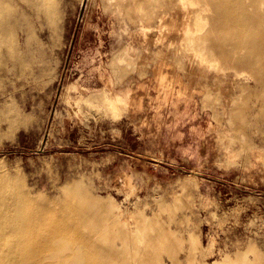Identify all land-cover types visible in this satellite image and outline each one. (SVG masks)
Wrapping results in <instances>:
<instances>
[{
  "label": "rangeland",
  "instance_id": "1",
  "mask_svg": "<svg viewBox=\"0 0 264 264\" xmlns=\"http://www.w3.org/2000/svg\"><path fill=\"white\" fill-rule=\"evenodd\" d=\"M50 3L53 22L28 11L27 46L12 32L28 64L0 66V169L51 210L83 203L81 186L153 264L264 258V61L227 49L217 1Z\"/></svg>",
  "mask_w": 264,
  "mask_h": 264
},
{
  "label": "bare ground",
  "instance_id": "2",
  "mask_svg": "<svg viewBox=\"0 0 264 264\" xmlns=\"http://www.w3.org/2000/svg\"><path fill=\"white\" fill-rule=\"evenodd\" d=\"M216 1L218 16L215 24L224 27L237 42L227 49L233 51L245 46L264 61V22L259 18L264 17V9L256 8L254 0L248 5L250 10L243 0ZM15 4L19 8L11 12V6ZM28 11L41 15L50 23L56 9L50 0H0V66L10 62L20 70L28 64L29 50L18 49L12 34L16 24L19 25L20 31L27 35L25 45L28 44L32 34L27 27H21L31 22ZM236 24L243 25V29H236ZM245 30L258 32L263 40L248 37ZM228 38H220L217 46L222 48ZM251 58L249 52L241 60L251 66L256 62ZM257 80L264 81V75L254 77V81ZM260 100L264 108V98ZM4 113L13 119H21L11 107ZM75 191H80L83 203L64 207L62 211L51 210L30 195L19 179L0 169V264H99L88 258V253L102 256L100 264H153L155 254L144 252L138 244H133L135 253L130 252L131 248L128 250L133 236L129 226L127 229V225L119 221L117 213H111L98 197L81 186H71V192ZM75 194L76 199L79 195ZM67 208L73 215L72 220L66 216ZM131 226L133 228V224ZM163 234L165 232L159 231L157 236L147 234L146 238L154 239ZM254 264H264V258Z\"/></svg>",
  "mask_w": 264,
  "mask_h": 264
}]
</instances>
